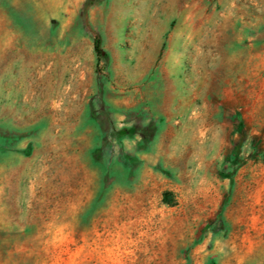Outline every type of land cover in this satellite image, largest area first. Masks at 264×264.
Segmentation results:
<instances>
[{
  "label": "rangeland",
  "instance_id": "obj_1",
  "mask_svg": "<svg viewBox=\"0 0 264 264\" xmlns=\"http://www.w3.org/2000/svg\"><path fill=\"white\" fill-rule=\"evenodd\" d=\"M0 264H264V0H0Z\"/></svg>",
  "mask_w": 264,
  "mask_h": 264
},
{
  "label": "trees",
  "instance_id": "obj_2",
  "mask_svg": "<svg viewBox=\"0 0 264 264\" xmlns=\"http://www.w3.org/2000/svg\"><path fill=\"white\" fill-rule=\"evenodd\" d=\"M94 47H95V51L98 55V57H102L104 54V50L102 48V43H101V39L99 37H96L95 40H94ZM128 130L127 128H123L121 130V133H127Z\"/></svg>",
  "mask_w": 264,
  "mask_h": 264
}]
</instances>
